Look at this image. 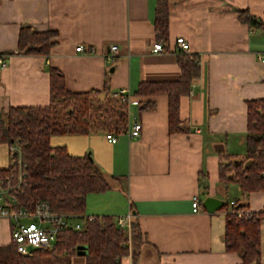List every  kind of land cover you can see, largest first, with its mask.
Wrapping results in <instances>:
<instances>
[{
  "label": "crops",
  "instance_id": "1",
  "mask_svg": "<svg viewBox=\"0 0 264 264\" xmlns=\"http://www.w3.org/2000/svg\"><path fill=\"white\" fill-rule=\"evenodd\" d=\"M168 35L154 32L156 0H0V114L10 106H42L49 102V67L64 76L71 92L126 89L129 120L141 124L139 136L126 130L108 142L106 132L55 134L51 146H64L70 155L89 153L106 175L116 179L110 189L89 193L81 223L88 216L115 217L131 212L140 230L137 262L130 255L120 264H240L238 253L225 249V214L206 211L205 196L226 201L246 198L249 211L264 209V190L242 193L238 184L219 181V153L245 151L246 101L264 98V38L238 19L247 9L264 18V0H167ZM56 33L49 54L17 53L20 26ZM182 36L189 53L199 60V74L189 92L179 98L178 115L185 131L168 129V97L136 93L142 82L175 81L180 76L175 38ZM155 42L162 52H152ZM93 46L94 52L75 47ZM118 47L113 62L108 46ZM114 66L112 71L109 68ZM114 134V133H113ZM10 145L0 142V168L10 166ZM200 200L192 211V197ZM5 203L9 194L0 187ZM10 221L0 216V246L10 244ZM260 264H264V220L260 221ZM86 247L79 245L70 264H85Z\"/></svg>",
  "mask_w": 264,
  "mask_h": 264
},
{
  "label": "trees",
  "instance_id": "2",
  "mask_svg": "<svg viewBox=\"0 0 264 264\" xmlns=\"http://www.w3.org/2000/svg\"><path fill=\"white\" fill-rule=\"evenodd\" d=\"M238 19L251 29L260 28L264 38V18H256L247 9L238 10ZM169 8L167 0H156L154 32L159 41L168 35ZM54 31H38L22 24L17 39V53L48 55ZM176 59L180 76L175 81L142 82L136 93H164L168 97V129L185 131L179 119V98L189 92L191 81L199 74L198 56L178 50ZM49 102L42 106H10L0 114V142L16 143L25 164L24 185L15 190V203L6 201L9 211L34 209L37 201H45L54 214L80 217L89 193L104 192L116 178L106 175L89 153L70 155L64 146H51L55 134H89L98 131L120 133L127 128L128 104L113 96L109 82L102 90L71 92L65 88L64 76L49 67ZM247 123L245 151L242 155L219 153V181L226 187L238 184L242 193L264 190V98L246 101ZM17 167L0 168V180L12 178L17 183ZM247 199L230 204L224 202L223 241L227 251L238 253L240 264H260V221L264 209L249 211ZM237 210H248L249 216L237 217ZM80 230L61 229L51 248H37L20 254L13 243L0 246V264H70V257L79 245L86 247L85 264H120L122 256L130 255L134 263L140 255L141 237L136 221L130 223L129 236L118 227L112 216H94ZM84 219V218H83ZM82 219V220H83Z\"/></svg>",
  "mask_w": 264,
  "mask_h": 264
},
{
  "label": "built area",
  "instance_id": "3",
  "mask_svg": "<svg viewBox=\"0 0 264 264\" xmlns=\"http://www.w3.org/2000/svg\"><path fill=\"white\" fill-rule=\"evenodd\" d=\"M78 52H94L93 46L85 47L83 44H79L75 47ZM118 47L116 44H110L108 46L107 52L105 53V58L108 62H113L115 60V55L117 53ZM164 50V45L161 42H155L152 44V52H162ZM175 50L188 51L189 44L182 37L175 38ZM264 62V57L261 58ZM7 64L3 55H0V68L5 67ZM113 96H120L123 101L128 103L136 104V101H130L128 92L126 89L122 88L112 92ZM141 131V124L136 120H129L128 113V124L126 132L129 137L135 138L139 136ZM105 138L108 142L114 143L116 141V135L112 132H106ZM10 154V164L16 165L17 167V183L12 184V178L7 177L4 180H0V187H2L5 193L9 194L10 202L15 203V190H19L22 185H24L25 177V164L21 159V152L16 143H13L9 147ZM234 201H230L233 204ZM200 200L197 196L192 197L191 207L193 212L199 210ZM248 210H237L236 216L248 217ZM0 216H5L10 221V241L16 247L19 253L27 254L33 249L37 248H51L57 239L58 232L65 228L71 227L75 230H80L82 224L85 221H93L94 216L85 217L81 223H69L67 218L63 215L54 214L50 211L49 205L45 201H37L35 203L34 209L29 211L25 208H19L15 212H11L7 209L6 204L0 197ZM132 214L128 212L125 215L113 217V222L120 228L124 229L128 236L130 233V223Z\"/></svg>",
  "mask_w": 264,
  "mask_h": 264
},
{
  "label": "water",
  "instance_id": "4",
  "mask_svg": "<svg viewBox=\"0 0 264 264\" xmlns=\"http://www.w3.org/2000/svg\"><path fill=\"white\" fill-rule=\"evenodd\" d=\"M115 65H112L109 68V71H112L114 69ZM215 148L221 150L222 152H224L223 146L222 144H216ZM202 207L208 211V212H214L218 209H220L222 207V205L224 204V201L220 198H216L213 196H205L202 201H201ZM23 254V253H20Z\"/></svg>",
  "mask_w": 264,
  "mask_h": 264
},
{
  "label": "rangeland",
  "instance_id": "5",
  "mask_svg": "<svg viewBox=\"0 0 264 264\" xmlns=\"http://www.w3.org/2000/svg\"><path fill=\"white\" fill-rule=\"evenodd\" d=\"M128 120V119H127Z\"/></svg>",
  "mask_w": 264,
  "mask_h": 264
}]
</instances>
